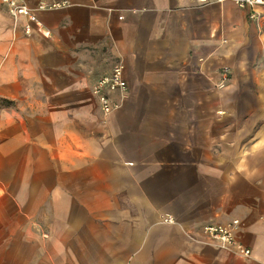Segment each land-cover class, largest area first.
Returning <instances> with one entry per match:
<instances>
[{"label": "crops", "instance_id": "crops-1", "mask_svg": "<svg viewBox=\"0 0 264 264\" xmlns=\"http://www.w3.org/2000/svg\"><path fill=\"white\" fill-rule=\"evenodd\" d=\"M22 1L29 34L0 2V264H264V6ZM232 219L248 257L201 232Z\"/></svg>", "mask_w": 264, "mask_h": 264}, {"label": "built area", "instance_id": "built-area-1", "mask_svg": "<svg viewBox=\"0 0 264 264\" xmlns=\"http://www.w3.org/2000/svg\"><path fill=\"white\" fill-rule=\"evenodd\" d=\"M215 2L231 1L238 7L249 10V17L257 19L259 14L255 8L264 6V0H213ZM8 9L9 15L16 21L23 18V32L29 34L32 31V24L38 26L33 9L27 6L22 0H0ZM201 3H207L208 0H199ZM68 5L67 0H54L50 4H39L38 9L60 8ZM124 68L121 61H116L110 71L99 76L91 86V92L97 101L100 112L108 115L116 110L126 98L127 82L124 77ZM228 78V68L223 67L221 79L224 82ZM164 221L171 222L172 217L167 216ZM238 220L232 219L225 223H209L202 226V234L210 242L215 243L220 248H231L238 255L248 257L250 248L240 243L235 232L238 227Z\"/></svg>", "mask_w": 264, "mask_h": 264}]
</instances>
